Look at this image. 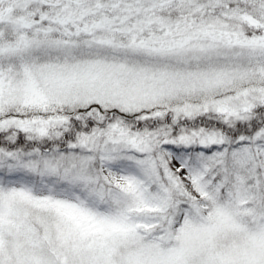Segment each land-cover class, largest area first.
I'll list each match as a JSON object with an SVG mask.
<instances>
[{"label": "snow or ice", "instance_id": "6c2138e0", "mask_svg": "<svg viewBox=\"0 0 264 264\" xmlns=\"http://www.w3.org/2000/svg\"><path fill=\"white\" fill-rule=\"evenodd\" d=\"M0 264H264V0H0Z\"/></svg>", "mask_w": 264, "mask_h": 264}]
</instances>
